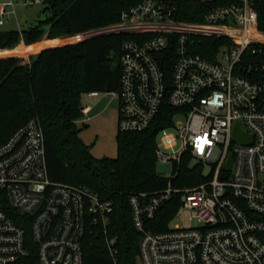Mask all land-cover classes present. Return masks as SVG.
<instances>
[{
    "label": "built area",
    "instance_id": "built-area-1",
    "mask_svg": "<svg viewBox=\"0 0 264 264\" xmlns=\"http://www.w3.org/2000/svg\"><path fill=\"white\" fill-rule=\"evenodd\" d=\"M109 33L137 36L122 44L120 90L102 94L120 102V132H143L165 102L179 111L159 132L156 158L161 175L189 154L211 168L193 189L168 187L129 198L141 235V264H264V35L257 5L264 0H131ZM0 4V26L16 16V4ZM185 3L198 6L200 22L177 20ZM101 35V34H98ZM222 39L197 53L204 39ZM81 41V40H78ZM253 138L234 141V130ZM178 143L181 151H176ZM232 159V169L225 167ZM177 216L198 227L146 228L174 194ZM113 203L87 187L53 182L48 174L44 133L36 119L0 146V264L37 256L38 264H84L83 240L90 228L107 235ZM176 216V217H177ZM115 240H107L108 246Z\"/></svg>",
    "mask_w": 264,
    "mask_h": 264
},
{
    "label": "trees",
    "instance_id": "trees-1",
    "mask_svg": "<svg viewBox=\"0 0 264 264\" xmlns=\"http://www.w3.org/2000/svg\"><path fill=\"white\" fill-rule=\"evenodd\" d=\"M49 12L46 31L42 22L22 32L0 31V50L24 44L37 47L44 40L74 37L81 40L44 49L23 58L0 59V146L10 136L36 119L44 133L50 179L76 187H87L102 200L113 203L107 235L89 229L83 240L84 264H141V235L133 224L129 198L145 193L154 196L169 183L174 189H193L209 180L201 164L184 154L175 163L173 177L158 172L157 138L169 128L179 111L165 102L154 123L143 132H120L116 137L117 157L96 159L91 147L80 139L77 121L83 116L82 95L120 90V55L127 39L122 33H96L120 22L131 0H43ZM198 6L185 3L177 20L200 22ZM259 30L264 33V2L257 5ZM93 36V37H90ZM95 35V36H94ZM89 37V38H88ZM86 38V39H84ZM259 38H264L260 35ZM60 39L58 42H67ZM222 39H204L197 53L212 59L208 52ZM17 53H25L20 48ZM3 52L0 55H11ZM87 128L88 126H84ZM181 207V195L174 194L146 228L156 233L169 231ZM107 240H115L108 246ZM12 264H38L35 252Z\"/></svg>",
    "mask_w": 264,
    "mask_h": 264
},
{
    "label": "rangeland",
    "instance_id": "rangeland-1",
    "mask_svg": "<svg viewBox=\"0 0 264 264\" xmlns=\"http://www.w3.org/2000/svg\"><path fill=\"white\" fill-rule=\"evenodd\" d=\"M9 0H0V4L3 2H7ZM45 6L38 5L34 7H25L20 3L16 4V16L11 17L5 25L0 26V31L9 32V31H19L22 32L31 27H34L42 22L43 28L47 31L49 26L47 24V20L50 16L49 12H44ZM25 18L27 21L25 22ZM109 33V30H99L98 34H106ZM95 36V35H94ZM90 37H93L90 35ZM89 38V37H88ZM60 39H69V38H58L55 40H45L40 42V45L35 48L38 52L41 49L50 48L52 46L57 45H65L68 43L78 42L74 37H70L67 42L60 43L58 42ZM85 39V38H84ZM24 45V44H21ZM20 46V45H19ZM18 46V47H19ZM17 47V48H18ZM17 48L12 51L14 55L11 57H19L23 58L24 62H28V58L30 55H35L36 52L27 54L26 51H31L28 48L23 47L22 50L25 53H17ZM3 56V55H0ZM24 56V57H23ZM92 105L93 110L88 114H84L80 120L77 121V125L82 129L80 133V139L82 142L91 147V154L96 159L103 158H116L117 157V141L116 137L119 133L118 129V119H119V107L120 102L117 98H111L104 94H102L98 98H89L88 94L82 95V106L83 109ZM84 126H88L85 128ZM158 143H161V136L157 138ZM176 151H181V144L178 143ZM197 162L192 160L190 165L193 166ZM211 168H205V174L209 175ZM198 227L199 224L195 222H191L189 220V216H177L171 223L170 228H175L176 226L180 227H189V226Z\"/></svg>",
    "mask_w": 264,
    "mask_h": 264
},
{
    "label": "water",
    "instance_id": "water-1",
    "mask_svg": "<svg viewBox=\"0 0 264 264\" xmlns=\"http://www.w3.org/2000/svg\"><path fill=\"white\" fill-rule=\"evenodd\" d=\"M233 139L236 143L242 145H251L253 143V138L242 132L241 124H237V126L235 127ZM231 169H232V159L229 160V163L225 167V170L227 171H230ZM158 172L161 173V167L159 165H158Z\"/></svg>",
    "mask_w": 264,
    "mask_h": 264
},
{
    "label": "crops",
    "instance_id": "crops-1",
    "mask_svg": "<svg viewBox=\"0 0 264 264\" xmlns=\"http://www.w3.org/2000/svg\"><path fill=\"white\" fill-rule=\"evenodd\" d=\"M25 22L27 21V19L25 18V20H24ZM45 41V40H44ZM40 45V43L37 45V46H39ZM57 46H60V45H57ZM57 46H52V47H57ZM23 47H25V48H28V49H32L33 51H35L36 53H38V50L36 51L35 50V48L36 47H28V46H25V45H20L18 48H17V50L18 49H20V48H23ZM52 47H50V48H52ZM47 49V48H46ZM32 50L31 51H26V53L27 54H29V53H32ZM43 49H41L40 51H42ZM12 51H15V50H0V53H3V52H12ZM39 51V52H40ZM11 55H14V54H11ZM11 55H7V56H0V59H2V58H8V57H11ZM18 57V56H17ZM24 57V56H23ZM93 110V106L92 105H90V106H88V107H86L85 109H84V114H88L90 111H92Z\"/></svg>",
    "mask_w": 264,
    "mask_h": 264
},
{
    "label": "bare ground",
    "instance_id": "bare-ground-1",
    "mask_svg": "<svg viewBox=\"0 0 264 264\" xmlns=\"http://www.w3.org/2000/svg\"><path fill=\"white\" fill-rule=\"evenodd\" d=\"M260 35H258V37H259ZM262 36V35H261ZM264 36V35H263ZM262 39H264V38H262Z\"/></svg>",
    "mask_w": 264,
    "mask_h": 264
}]
</instances>
